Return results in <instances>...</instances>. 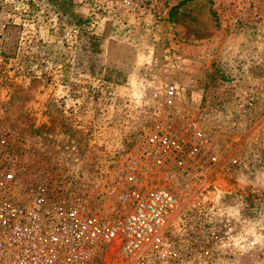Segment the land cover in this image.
Instances as JSON below:
<instances>
[{
    "label": "rangeland",
    "instance_id": "obj_1",
    "mask_svg": "<svg viewBox=\"0 0 264 264\" xmlns=\"http://www.w3.org/2000/svg\"><path fill=\"white\" fill-rule=\"evenodd\" d=\"M196 118L221 156L218 205L188 209L153 264H264V0H0V167L74 172L98 197L159 121Z\"/></svg>",
    "mask_w": 264,
    "mask_h": 264
},
{
    "label": "built area",
    "instance_id": "obj_2",
    "mask_svg": "<svg viewBox=\"0 0 264 264\" xmlns=\"http://www.w3.org/2000/svg\"><path fill=\"white\" fill-rule=\"evenodd\" d=\"M176 93V85L167 88L168 104ZM248 104H254L252 98ZM220 157L199 119L183 132L162 119L145 136L141 152L127 161L125 174L107 182L99 198L67 179L74 172L53 185L26 181L16 169L1 166L0 264L168 261L167 230L190 208L216 209L221 191L211 179ZM197 165L205 170L196 185ZM166 169L192 181L186 194L159 181Z\"/></svg>",
    "mask_w": 264,
    "mask_h": 264
}]
</instances>
